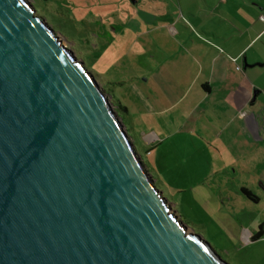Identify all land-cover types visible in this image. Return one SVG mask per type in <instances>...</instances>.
<instances>
[{
    "label": "water",
    "instance_id": "water-1",
    "mask_svg": "<svg viewBox=\"0 0 264 264\" xmlns=\"http://www.w3.org/2000/svg\"><path fill=\"white\" fill-rule=\"evenodd\" d=\"M0 264H229L29 0H0Z\"/></svg>",
    "mask_w": 264,
    "mask_h": 264
},
{
    "label": "rangeland",
    "instance_id": "rangeland-1",
    "mask_svg": "<svg viewBox=\"0 0 264 264\" xmlns=\"http://www.w3.org/2000/svg\"><path fill=\"white\" fill-rule=\"evenodd\" d=\"M29 1L110 96L157 189L189 230L229 264H264V242L246 239L264 223V164L247 167L210 124L183 130L197 101L196 65L184 50L188 24L174 17L171 0Z\"/></svg>",
    "mask_w": 264,
    "mask_h": 264
},
{
    "label": "crops",
    "instance_id": "crops-1",
    "mask_svg": "<svg viewBox=\"0 0 264 264\" xmlns=\"http://www.w3.org/2000/svg\"><path fill=\"white\" fill-rule=\"evenodd\" d=\"M162 3L166 6L167 0ZM169 7L177 20L188 24V52L184 50L196 65L193 85L197 87V101L183 130L197 131L210 124L216 139L226 137L232 155L244 156L247 167L261 166L264 0H171ZM155 137L154 132L146 136L149 141ZM260 226L263 233L264 223ZM247 234L246 239L253 241L254 234ZM262 238L259 242H264Z\"/></svg>",
    "mask_w": 264,
    "mask_h": 264
},
{
    "label": "trees",
    "instance_id": "trees-1",
    "mask_svg": "<svg viewBox=\"0 0 264 264\" xmlns=\"http://www.w3.org/2000/svg\"><path fill=\"white\" fill-rule=\"evenodd\" d=\"M121 108L123 109V110H127L125 107H123V106H121ZM116 111L118 112V110L116 109ZM119 113V112H118ZM243 191L245 192V194H247L248 196H250V197H252L253 198V195H252V193L249 191V190H247V189H243ZM260 230L257 232V233H255L253 236H252V239L253 240H256V239H258V238H260L262 235H263V233H262V226H260Z\"/></svg>",
    "mask_w": 264,
    "mask_h": 264
},
{
    "label": "built area",
    "instance_id": "built-area-1",
    "mask_svg": "<svg viewBox=\"0 0 264 264\" xmlns=\"http://www.w3.org/2000/svg\"><path fill=\"white\" fill-rule=\"evenodd\" d=\"M262 20H264V17H262ZM238 68H240V67H238Z\"/></svg>",
    "mask_w": 264,
    "mask_h": 264
}]
</instances>
